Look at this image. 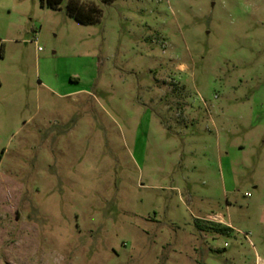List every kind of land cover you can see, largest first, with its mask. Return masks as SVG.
Segmentation results:
<instances>
[{
	"label": "rangeland",
	"instance_id": "rangeland-1",
	"mask_svg": "<svg viewBox=\"0 0 264 264\" xmlns=\"http://www.w3.org/2000/svg\"><path fill=\"white\" fill-rule=\"evenodd\" d=\"M81 1L0 0V264H260L264 0Z\"/></svg>",
	"mask_w": 264,
	"mask_h": 264
},
{
	"label": "trees",
	"instance_id": "trees-1",
	"mask_svg": "<svg viewBox=\"0 0 264 264\" xmlns=\"http://www.w3.org/2000/svg\"><path fill=\"white\" fill-rule=\"evenodd\" d=\"M111 1V0H109ZM63 0H41L42 7L57 9L62 4ZM68 14L76 21L82 24H95L101 19V9L95 3L86 4L81 0H69L67 5ZM231 228H218L221 232H226Z\"/></svg>",
	"mask_w": 264,
	"mask_h": 264
},
{
	"label": "built area",
	"instance_id": "built-area-1",
	"mask_svg": "<svg viewBox=\"0 0 264 264\" xmlns=\"http://www.w3.org/2000/svg\"><path fill=\"white\" fill-rule=\"evenodd\" d=\"M40 49V48H39ZM260 264H264V261L260 260Z\"/></svg>",
	"mask_w": 264,
	"mask_h": 264
},
{
	"label": "crops",
	"instance_id": "crops-1",
	"mask_svg": "<svg viewBox=\"0 0 264 264\" xmlns=\"http://www.w3.org/2000/svg\"><path fill=\"white\" fill-rule=\"evenodd\" d=\"M227 226V225H226ZM228 227H230L231 228V225L230 224H228Z\"/></svg>",
	"mask_w": 264,
	"mask_h": 264
}]
</instances>
